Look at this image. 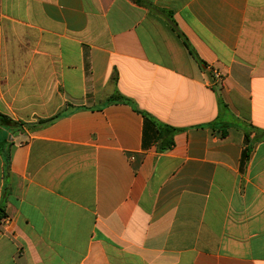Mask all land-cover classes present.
<instances>
[{"label":"crops","instance_id":"obj_1","mask_svg":"<svg viewBox=\"0 0 264 264\" xmlns=\"http://www.w3.org/2000/svg\"><path fill=\"white\" fill-rule=\"evenodd\" d=\"M0 264H264V0H0Z\"/></svg>","mask_w":264,"mask_h":264},{"label":"trees","instance_id":"obj_2","mask_svg":"<svg viewBox=\"0 0 264 264\" xmlns=\"http://www.w3.org/2000/svg\"><path fill=\"white\" fill-rule=\"evenodd\" d=\"M187 46V48L190 50L191 54L195 55L194 52L189 48V44H185ZM8 123L9 124H12L10 120H8ZM145 131L148 130V127H154L155 128V133H156V136H155V142H161L162 144L160 145L161 148L163 149H168L170 147L173 146L174 144V141H173V138H174V134L176 132V129L174 128H171V127H168V126H159L157 125L154 121H151L149 118H146V121H145ZM164 141L166 142L164 144ZM148 142L146 141V138H145V141H144V147H148ZM250 152V149L248 148L247 150H245V156H248Z\"/></svg>","mask_w":264,"mask_h":264},{"label":"water","instance_id":"obj_3","mask_svg":"<svg viewBox=\"0 0 264 264\" xmlns=\"http://www.w3.org/2000/svg\"><path fill=\"white\" fill-rule=\"evenodd\" d=\"M207 77H208V79L212 82V76H211L210 73H207Z\"/></svg>","mask_w":264,"mask_h":264}]
</instances>
